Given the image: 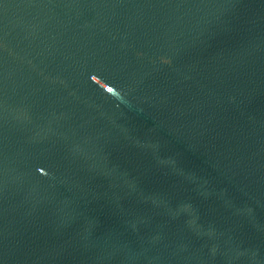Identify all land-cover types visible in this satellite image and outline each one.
Returning a JSON list of instances; mask_svg holds the SVG:
<instances>
[{
  "label": "water",
  "instance_id": "1",
  "mask_svg": "<svg viewBox=\"0 0 264 264\" xmlns=\"http://www.w3.org/2000/svg\"><path fill=\"white\" fill-rule=\"evenodd\" d=\"M0 264H264V0H0Z\"/></svg>",
  "mask_w": 264,
  "mask_h": 264
},
{
  "label": "snow or ice",
  "instance_id": "2",
  "mask_svg": "<svg viewBox=\"0 0 264 264\" xmlns=\"http://www.w3.org/2000/svg\"><path fill=\"white\" fill-rule=\"evenodd\" d=\"M109 91H111V89H109Z\"/></svg>",
  "mask_w": 264,
  "mask_h": 264
}]
</instances>
